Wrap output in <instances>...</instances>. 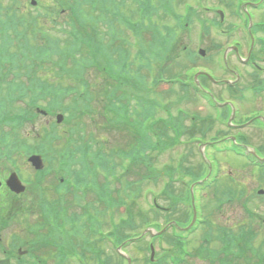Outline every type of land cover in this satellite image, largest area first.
I'll use <instances>...</instances> for the list:
<instances>
[{"label":"trees","instance_id":"trees-1","mask_svg":"<svg viewBox=\"0 0 264 264\" xmlns=\"http://www.w3.org/2000/svg\"><path fill=\"white\" fill-rule=\"evenodd\" d=\"M17 3V0H0V145L11 139V145L15 148L22 145L25 154L41 153L50 164L57 165V171L70 178L75 176L73 181L77 184L83 174L74 167L77 161H82L91 175L103 181L98 193L106 201L98 197L97 201L113 207L126 206L128 220L112 221L113 239L120 243L127 238L117 234L124 224L137 231L150 219L158 221L169 214L155 207L148 208L155 218L146 217L145 213L136 214L135 204L144 183L153 180L163 184L162 194L169 196L171 207L184 199L172 196L178 175L180 179L190 178L191 183L203 178L204 162L192 146L181 153L176 169L170 165L158 168L160 162L166 164L160 158L166 157L169 148L186 129L194 131L188 134L190 139L204 127L199 119L187 125L182 117L187 114L183 110L178 111L177 118L172 117L175 103L168 99L166 89L159 90L158 85L163 81L180 85L182 95L176 105L187 98L199 99L200 94L197 88H189L183 78H173L171 70L176 66L171 67L170 63L176 59L172 57L176 42L171 43L169 38L158 41V29L153 23L156 8L151 0L144 6L139 5L142 18L134 27H143V30L136 32L135 29L133 37L121 27L123 20L132 21L125 12L110 10L101 17V12L95 13V3L88 9L84 7L80 15L75 12L72 42H63L51 32L38 35L35 28L42 25L36 19L30 23ZM47 19L44 15V25ZM100 23L108 28L107 33L100 28ZM27 97L36 101L47 99L55 105L51 108L65 112L62 126H53L42 137L23 135L22 130L34 113L24 104L14 105ZM65 99L68 100L66 105ZM6 100L10 105L7 108ZM208 127H212V123H208ZM105 131L125 134L130 139L120 146L104 136H96ZM30 139L43 141L33 146L28 142ZM169 160L176 159L170 156ZM132 174L136 178H131ZM112 180L123 181L124 190ZM95 203L82 205L88 210L87 222H81L83 237L100 231L104 213L98 211V207L97 212L92 211ZM73 218L78 219L71 222L73 226L82 219ZM169 258H172L170 251L166 250L163 258L153 262L146 255L144 264H171ZM113 264H122V258H114Z\"/></svg>","mask_w":264,"mask_h":264},{"label":"rangeland","instance_id":"rangeland-1","mask_svg":"<svg viewBox=\"0 0 264 264\" xmlns=\"http://www.w3.org/2000/svg\"><path fill=\"white\" fill-rule=\"evenodd\" d=\"M21 2H26L29 4L28 7L32 8L30 5V0H20ZM44 1L45 0H40ZM158 1V0H155ZM161 3H171V0H159ZM196 1L194 0H176L175 1V10L177 14L184 15L186 13V6L188 4H192L193 6L197 8L198 14L197 17H193L192 21L190 20L191 25L189 29L183 30L180 32L176 33V37L178 42H176V45H178L180 48H178V54L181 56L179 61H177L176 65H181L184 63L182 59L185 58L186 51H184V46H189L193 51H198L200 47L206 49V54L202 58H199L197 61L198 68L202 67H209L211 68V71L214 73L216 77H226V78H233L231 76L232 74L226 72L224 69H222L221 64H223V55L230 51L229 45L235 44V41H240L242 44V54L247 55L248 50H249V41L247 37V32L245 29H238L235 30L232 33H227V34H220L215 28L211 27L209 31H205V27L202 24V21L207 22L206 19H212L217 17V10L218 9H225V4H229L230 2H233V6L231 7V4L229 5L231 9H228L226 11L227 14H232L229 15V18L227 19L226 23H231L234 22L235 24H243V15L241 12L239 13L238 10V0H202L201 5H197L195 3ZM54 3V2H53ZM132 3L130 1L127 2L126 7L127 11L130 14H133L134 12L132 11V7H130ZM112 7V2L108 0H100L99 2V9L101 11V17H103L104 13L109 12ZM232 9L236 10L234 12H231ZM32 11L35 13L36 11L32 9ZM161 24L168 25L170 27L174 26V19L173 17H168L164 11H160L159 14L155 18ZM255 20H264V10L257 13ZM207 24V23H206ZM225 28H227V25L225 24ZM219 44L220 49H214V45ZM186 64V63H184ZM229 64L232 66L235 65L243 74L246 76V83L247 86L250 84L251 81L249 80H254L252 79L253 77L251 76V69L244 66L238 61V58L235 53L230 52L229 55ZM214 69V70H212ZM184 69L182 70H177L172 71V73H180L183 72ZM189 73H192L189 71ZM243 85V84H242ZM164 88H166L165 94L168 96V99H170L172 102L175 103L174 108L177 106L176 103L179 101L180 96L182 95V91L178 87V85L170 87L169 84H164ZM169 87V88H168ZM248 99L246 102L241 105V113L243 114L245 111H249L250 113L253 112L254 110H260L264 108V95L262 96H255L251 92H247ZM193 99H189L188 101H184V105L177 106L175 109H173V113L175 114L176 110L178 107H182L183 109L189 111L190 113H196L200 111V114L205 116L207 115L210 110L205 107L204 101H197V103H194ZM250 113H247L248 115ZM49 117H44L42 115H39L37 117V120L34 122H29L26 124L25 131L29 134L32 135V133L37 131L36 128H43L47 124V119ZM216 126L214 127V129ZM251 130V131H250ZM40 131V130H39ZM214 132V130L212 131ZM249 136L251 137V141L254 143H261L263 140V135L260 133L259 130H257L256 127H252L248 131ZM97 137L99 136L100 138L104 136L105 138L110 139L111 143L115 145H120L122 146L123 144L128 143L129 137L124 135H121L119 133H112V131H105V132H100L96 135ZM99 138V139H100ZM208 140H211V138H206ZM132 140V139H131ZM34 140H32L33 142ZM40 141V140H38ZM185 141V139H183ZM130 143V142H129ZM195 146H197V143H195ZM203 148V146H201ZM177 149L170 151L166 157H161L160 161L165 162L166 160H169V154L173 153L177 155V153L182 152L185 149V145L182 143L180 146L176 147ZM215 164L218 169L222 168L223 173H220V185L223 183L226 186H234L237 190L241 191H246V195H243L241 199H244L247 201V199H250V205L252 209L255 211V216L256 219L251 222V218L248 215V213L244 210V207L241 204V199L234 197L233 199H228L223 201V204L221 207H218L216 198L218 195L220 196L221 191H216V186L218 187L219 182L212 187H210L207 191V195L205 196L206 192H204V195H201L202 193L199 192L201 195V199L204 198V206L206 207V212L203 213L202 219H211V221H215L216 223L220 224L222 223L225 226H228V228H232V226L240 223L241 221H244L245 224H253V227L256 229L258 232L259 239L257 241L258 243L262 242L264 240V195H259L257 192L259 188L264 189V182L259 180L260 176L256 174V172L250 168V166L241 158H236L230 153H216L215 156ZM157 161V162H160ZM158 164V163H157ZM176 164V163H175ZM196 164V163H195ZM160 165L162 163L160 162ZM158 168H163L166 166H169V162H167L165 165H162ZM26 169V170H25ZM23 173H24V178H30L31 174L33 172H28L30 169L27 166L22 167ZM83 177L90 178V176L87 173H84ZM131 178H136L134 174L131 175ZM53 181L57 183V180L52 178V175L49 176L47 179V183L52 184ZM114 181V180H112ZM117 182V187L122 185V189L124 190V185L123 181H114ZM180 184V182H178ZM56 184L54 183L52 186H55ZM164 189V185L161 183H153L152 180L150 182H146L143 184L142 189L137 197V203L135 204L137 209H134L136 214L139 213H145L148 217L149 215L153 217L151 212L148 210V208H152L154 206L153 204V199L157 198V201L162 204V205H170V202L168 198H165L162 196V190ZM175 189L178 191L179 188L178 186L175 187ZM51 192V190H50ZM158 196V197H157ZM161 196V197H160ZM159 198V199H158ZM90 199V198H89ZM31 202L30 200H27V203L30 202V205L32 207L37 206V200L35 196L31 197ZM200 203V201H199ZM30 207V208H32ZM187 205H181L180 209L185 208L186 209ZM139 209H142L143 211H140ZM178 209V214H181L182 212ZM175 217L177 215L173 213ZM137 221L139 222V217H137ZM203 219V221H204ZM110 217H107L106 219V224L109 222ZM114 221V219H113ZM13 222L10 221V225ZM263 224V225H262ZM110 225V231L112 229V223L107 224ZM163 225V223H162ZM262 227L260 228V226ZM206 223L202 222L197 225V227L194 229L195 231L193 233H186L184 236V239L187 241L185 245L186 251L183 252L182 258L183 262L181 264H209L208 261L205 259H200L199 256H196L195 253L198 251V248L202 246L203 242L205 241V232H207L206 228ZM139 230V229H137ZM133 230L128 229V226H125L124 229H121V231H118L117 234L120 235H125L127 238L131 237V233ZM136 231V230H134ZM3 232L8 236L12 237L14 234V225L12 226H6L4 228ZM217 233L218 231L214 230L213 233ZM51 234V225H50V230L48 235H44L45 238L50 237ZM170 233H167L164 235L162 239H156L153 240L152 242V237L146 235L143 237L141 240H133L131 243H129L128 247H126V251L129 252L130 255L135 257L137 259L136 264H144V258L146 257V254L144 253V248L146 245H149L151 242L154 244L156 248V252L160 253L159 255L163 254L164 249H168L170 247H173L171 251H175L176 249L181 250V248H175V243L172 239V236ZM138 237V236H137ZM183 239V240H184ZM259 247V246H258ZM211 250H218L221 248V243L217 241V239H214L210 245ZM53 245L49 244H44V257H47V262L53 263L55 261V257L53 254ZM107 254L109 255V252H112V246H107ZM124 250V251H125ZM125 251V252H126ZM177 251V250H176ZM178 252V251H177ZM180 253V252H178ZM150 254V253H149ZM142 257V258H140ZM79 260V259H77ZM79 262V261H78ZM80 263V262H79ZM113 263V262H112ZM171 263V262H170ZM74 264H77V262H74ZM135 264V263H134ZM220 264V261L217 263Z\"/></svg>","mask_w":264,"mask_h":264},{"label":"flooded vegetation","instance_id":"flooded-vegetation-1","mask_svg":"<svg viewBox=\"0 0 264 264\" xmlns=\"http://www.w3.org/2000/svg\"><path fill=\"white\" fill-rule=\"evenodd\" d=\"M259 58H262L264 60V57ZM256 113L250 118L251 120L254 119L253 122H255L260 117V115ZM245 126L246 125H244V127ZM248 131L249 129H239L238 133L240 135L249 136ZM6 192L8 191H6L5 188L2 187L0 190V206H6L9 202L13 206V210L11 212L12 216L10 219L13 222L11 225H14V233L18 234L19 231H29L30 223L32 222V213L27 210V207L30 205L31 202V193L24 192L21 194H16L13 192ZM27 200H30V202L27 203ZM5 243L7 244L6 246H2V248L0 247L2 254V256L0 257V264H47L44 263V256L38 257L28 255L29 252L20 243L9 244L8 241ZM23 250H26V252H24ZM6 259H8L10 263H3L4 261H7Z\"/></svg>","mask_w":264,"mask_h":264},{"label":"water","instance_id":"water-1","mask_svg":"<svg viewBox=\"0 0 264 264\" xmlns=\"http://www.w3.org/2000/svg\"><path fill=\"white\" fill-rule=\"evenodd\" d=\"M61 120V116H59V121ZM32 160H33V162H34V164L37 166V167H40L41 166V161H40V158L39 157H33V158H31ZM13 178H15V177H12V179L11 180H13ZM15 184H19V182H17V183H15Z\"/></svg>","mask_w":264,"mask_h":264}]
</instances>
